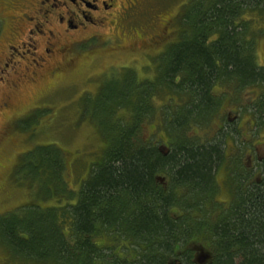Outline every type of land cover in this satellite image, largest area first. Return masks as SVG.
<instances>
[{
	"label": "trees",
	"instance_id": "1",
	"mask_svg": "<svg viewBox=\"0 0 264 264\" xmlns=\"http://www.w3.org/2000/svg\"><path fill=\"white\" fill-rule=\"evenodd\" d=\"M179 21L178 43L158 58L152 77L126 70L87 100L84 111L101 119L107 148L80 190L65 183L66 163L56 147L24 155H36L30 168L20 164L28 175L39 177L48 167L39 197L56 205L42 211L31 201L17 218L0 223V245L12 258L31 264L189 263L188 245L199 241L212 250L211 264H264V187L241 195L225 212L207 206L222 150L189 136L197 125L213 123L236 91H264L258 63L264 0H189ZM146 126L154 127L155 141L142 138Z\"/></svg>",
	"mask_w": 264,
	"mask_h": 264
},
{
	"label": "rangeland",
	"instance_id": "2",
	"mask_svg": "<svg viewBox=\"0 0 264 264\" xmlns=\"http://www.w3.org/2000/svg\"><path fill=\"white\" fill-rule=\"evenodd\" d=\"M137 1L131 8L123 3L120 14L112 20L107 18L102 27H89L81 33H72L67 43H62L61 47L65 49L60 48L62 52H58L61 54L51 62V66L32 77L28 70L33 59L30 47L20 51L26 53L25 59L15 57L13 62H9L10 68L5 67L10 53L6 52L7 47L12 45V25L16 18L31 15L32 7L28 8L30 4L26 5V0H0V223L17 218L21 215L19 208L29 206L27 203L31 201H35L34 204L42 211L56 205L55 200L39 197L44 186L43 178L49 174L48 167L36 178L31 173L28 175L24 166L19 170L22 161L30 168L36 159L35 154L25 157L27 152L38 147L43 151L49 146L56 147L57 154L61 152L66 163L64 182L75 191L80 190L89 177L92 165L102 161L107 148L99 129L102 121L99 117L92 118V109L84 111L87 100L96 97L100 85L106 80L123 74L122 68L115 66L129 65L141 58V54L159 50L161 45L153 42L163 44L174 39L177 29L175 15L189 0ZM118 17L119 20L116 19ZM41 47L43 50V43ZM142 61L145 62L144 59ZM258 63L264 64V40L259 46ZM56 68L58 71L53 73ZM30 69L34 70L33 67ZM139 70L140 67L136 73L141 79ZM253 91L252 87L242 93L236 91L233 99L224 101L223 121L227 119V111L236 108V99L238 102L241 100L248 110L251 106L249 101L255 97ZM246 102H249L248 106ZM217 126L214 121L211 127ZM194 132L189 131L190 136ZM155 134L153 126H146L142 138L155 141ZM164 146V143H158L160 149ZM22 174L27 175L33 184ZM170 174L174 176L173 171ZM221 178L222 170L219 171ZM48 180L52 182V178ZM173 213L177 217L181 214L177 209ZM97 242L102 243L101 240ZM0 264L31 263L12 258L0 245Z\"/></svg>",
	"mask_w": 264,
	"mask_h": 264
},
{
	"label": "flooded vegetation",
	"instance_id": "3",
	"mask_svg": "<svg viewBox=\"0 0 264 264\" xmlns=\"http://www.w3.org/2000/svg\"><path fill=\"white\" fill-rule=\"evenodd\" d=\"M26 2V5L30 4L29 9L32 7V14L29 16L24 14L20 18H16L12 25L10 32V43L12 45L10 44L7 47L6 52L10 53L5 67L10 68L9 62H13L15 57L25 59L24 55L26 53L20 51L30 47L33 59L29 66L33 67L34 70H31L30 67L28 70L34 77L39 72L44 71L46 67L49 68L51 66V62L54 61L56 56L61 54L58 52H62L60 50V48H63L61 47L62 43H67L72 33H81L89 27H102L107 18L112 20L120 14L119 9L124 8L123 3L127 4L128 8H131L138 1L26 0ZM179 15L180 10L175 15V18L177 17V29L174 39L169 42L165 41L163 44L161 42H153V44L161 45V48L154 53L145 52L143 55L141 54V58L135 60L136 62L129 63V65L115 67H121L123 73L129 69L135 71L140 67L139 72H142V79H145L146 74H150L152 77L156 70V67L153 66L160 64L158 58L170 46L178 43L181 31ZM116 19L119 20L120 17ZM41 43L44 44L43 50ZM143 59L145 62L142 61ZM262 67H264V64ZM58 69H54L53 73L58 71ZM15 73L19 76L16 71ZM100 88L98 91H100ZM252 88H254L255 97L249 101L251 106L248 110H245L241 100L238 102V99H236L234 103L236 108L233 111H227L228 115L225 121H223V115L226 108L223 107L224 105L222 106L220 120L219 117L215 119V122L218 123L217 128L211 127L213 123L205 126L197 125L193 128V131H195L194 135H189L191 140L196 143H201L208 147L218 144V148L220 146L222 150L221 159L214 168L215 175L207 192L210 194V201H207V206L212 207L214 206L213 204H216L218 210L221 209L223 212L239 203L241 195H248L257 191L258 188L264 187V91H260L258 86ZM244 91L246 90H242L241 93ZM249 102H246L247 106ZM212 129L216 130L212 131ZM164 145L160 150L162 155L167 157L170 155V150L167 144ZM220 170H222L221 179H219ZM188 246L193 251L190 264H199L197 259L200 254L197 248L201 247L211 253V259L203 264H211L213 258H215L210 247L204 242L198 241L190 243ZM189 263H186L183 258H179L178 260H171L170 264Z\"/></svg>",
	"mask_w": 264,
	"mask_h": 264
},
{
	"label": "water",
	"instance_id": "4",
	"mask_svg": "<svg viewBox=\"0 0 264 264\" xmlns=\"http://www.w3.org/2000/svg\"><path fill=\"white\" fill-rule=\"evenodd\" d=\"M158 181L164 182V179L158 178ZM197 249H199L198 251H199V254H200L199 258L197 259V262L199 264H203L204 262H206V261L211 259V253L205 251L203 247L197 248Z\"/></svg>",
	"mask_w": 264,
	"mask_h": 264
}]
</instances>
